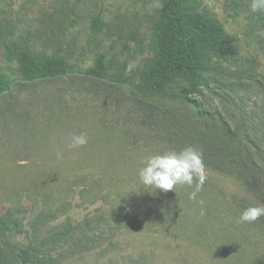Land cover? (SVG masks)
Masks as SVG:
<instances>
[{
  "label": "rangeland",
  "instance_id": "1",
  "mask_svg": "<svg viewBox=\"0 0 264 264\" xmlns=\"http://www.w3.org/2000/svg\"><path fill=\"white\" fill-rule=\"evenodd\" d=\"M190 3L226 39L196 97L202 117L180 97L130 90L153 54L160 0H0V69L13 80L0 96V211L23 208L37 264H264V217L239 222L259 203L235 173L204 163L196 201L195 185L165 192L138 177L145 156L188 145L246 148L264 170V12L251 0ZM15 50L62 57L69 71L25 81ZM99 60L106 76L87 75ZM81 133L88 143L69 148Z\"/></svg>",
  "mask_w": 264,
  "mask_h": 264
},
{
  "label": "trees",
  "instance_id": "2",
  "mask_svg": "<svg viewBox=\"0 0 264 264\" xmlns=\"http://www.w3.org/2000/svg\"><path fill=\"white\" fill-rule=\"evenodd\" d=\"M158 14L159 18L153 26V54L139 66L138 81L129 84L130 90L142 99L170 95L173 100L180 97L196 116L202 117L205 112L196 97L210 87L208 73L211 60L218 56L226 42L223 29L208 11L195 10L190 0H160ZM8 58H15L16 69L25 81L52 79L69 71L62 57L40 58L15 50L8 54ZM85 73L103 78L106 67L99 60ZM12 83V78L0 69V96L10 91ZM161 108L168 109L166 106ZM221 123L229 136H235L227 122ZM247 141L253 143L251 139ZM201 151L204 163L235 173L245 182L258 203L264 204V189L260 183L264 170L247 156L250 153L248 149L243 148L245 158L224 148L217 149L215 153L210 148ZM249 205L254 204L249 202ZM23 213V208L18 206L0 211V264H37L41 261L38 246L34 245L24 228ZM72 228L67 226L58 236L66 238ZM19 235L21 241L16 240Z\"/></svg>",
  "mask_w": 264,
  "mask_h": 264
},
{
  "label": "clouds",
  "instance_id": "3",
  "mask_svg": "<svg viewBox=\"0 0 264 264\" xmlns=\"http://www.w3.org/2000/svg\"><path fill=\"white\" fill-rule=\"evenodd\" d=\"M252 12H264V0H251ZM88 143L86 134L71 137L69 148L82 147ZM138 170L142 185L161 191L174 190L177 185H188L194 190L189 198L196 201L197 194L202 190L207 179L202 151L192 145L179 151L171 150L163 153H152L143 158ZM204 215V200L197 201ZM264 217V204L246 207L239 215L240 223H253Z\"/></svg>",
  "mask_w": 264,
  "mask_h": 264
}]
</instances>
